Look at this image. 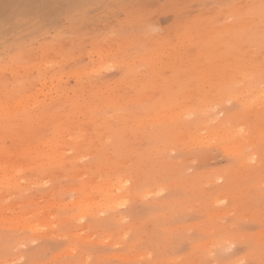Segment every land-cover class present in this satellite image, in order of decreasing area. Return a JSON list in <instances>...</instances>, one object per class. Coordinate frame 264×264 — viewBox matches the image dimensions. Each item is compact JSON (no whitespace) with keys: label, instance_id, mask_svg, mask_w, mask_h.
Returning <instances> with one entry per match:
<instances>
[{"label":"rangeland","instance_id":"374dc122","mask_svg":"<svg viewBox=\"0 0 264 264\" xmlns=\"http://www.w3.org/2000/svg\"><path fill=\"white\" fill-rule=\"evenodd\" d=\"M93 2L82 8L84 13L79 8L80 16L70 21L66 14L56 21L45 17L43 30L47 33H38L42 37L33 42L36 50L40 39L59 37L58 32H63L53 38L58 39L54 40L57 47L53 43L48 51L37 50L30 55L29 65L37 68L45 52L58 64L56 69H48L40 81L37 77L36 84L26 91L36 93L31 97L35 99L37 94L43 98L57 87L68 89L63 96L69 98L61 97L65 98V108L71 96L80 99V89L86 87L83 96L90 89L100 90L104 96L128 94L130 102L123 99L128 109L114 106L121 108L116 111L128 114L135 110L140 117L146 115V120L136 124L122 116L119 123L111 120L115 124L106 126L98 120L106 128L104 132L92 130V124H82L85 131L90 127L86 132L89 134L78 142L73 130L76 124L69 125L68 132V122L58 121L55 116L57 122L33 124L43 130L15 140L11 144L14 153L20 151L23 141V148L32 142H44L46 133L58 134L61 146L52 148L51 152L58 153L51 154L47 143L36 150L30 145L18 153L20 157L13 154L17 160L12 153L7 155L11 157H6L9 161L4 164L8 168L0 167L1 173L7 170L3 173L9 179L8 183L0 173V264H264V0ZM0 56L8 65L5 72L0 70V76L6 75L2 80L9 81L0 82V98L12 101L14 98L6 92L19 88L15 80L21 69L12 61V54ZM55 70L63 73L51 84ZM177 70L187 74L180 75ZM33 72L31 75L37 71ZM225 74L234 78L227 79L230 84ZM250 99L256 101L247 105ZM147 114L153 115V123ZM223 120L227 122L224 130L237 125L232 129H240L241 139H251V143H242L240 153L233 149L239 137L227 143L209 137L212 129L207 125L218 129ZM98 122L94 123L99 127ZM62 128L65 134L59 133ZM14 145L18 146L16 150ZM94 177L115 185L120 180L124 197L112 200L113 205L106 202L107 194L97 190L89 193V180Z\"/></svg>","mask_w":264,"mask_h":264},{"label":"bare ground","instance_id":"6f19581e","mask_svg":"<svg viewBox=\"0 0 264 264\" xmlns=\"http://www.w3.org/2000/svg\"><path fill=\"white\" fill-rule=\"evenodd\" d=\"M88 0H0V54H12V61L14 62V63H16V64H18L19 66H20V69H21V74H19L17 77H16V80H15V82H16V84L18 83V86H19V88L18 89H16V92H12V91H7L6 93H7V95H9L10 97H12V98H14L12 101H6V100H3V99H1L0 98V155H4L3 156V158H5V160H2V163L0 162V167H3V165L4 164H6V162L7 161H9L8 159L6 160V157H8V158H11V157H9V156H7V155H10L11 153H12V157L14 156V155H17L18 156V153L19 154H21V150H23V149H27L30 145H33V150H36L35 148H39V147H41L44 143H47L48 144V146L50 147V149H49V151L53 148V149H56L58 146H61L60 145V143H58V138H57V135H51V136H49L47 133L46 134H44V136H46L45 138H44V142H37L38 144H35L34 145V143H36V142H32V144L30 143H26L25 145H27V144H29L28 146H24V148H23V144L22 143H24V141L21 143V147L20 148H22V149H20L17 145H14L13 146V148H15V150L17 149V147H18V150H20V151H18V152H16V153H14L13 151H11V144L15 141V140H17V139H21V138H25V137H27L28 135H30L29 133L30 132H35L36 133V131H38V129H40L41 127L39 126L41 123H46V122H48V123H50L51 121L50 120H54L53 122H55L57 119H58V121H61V122H63V123H65V122H68L67 123V125H66V127L68 126V128H69V125H74V124H76V127L77 128H74V126H72V128H74L73 130H75L74 131V133H75V136H77V141L78 142H80V141H83V139L85 140V139H87V135L89 134V133H86L88 130H87V128L89 129L90 127H87L86 128V131H85V126L84 127H82L83 125H87V124H89V126L91 125L92 126V130L94 129L95 131L97 130H99V131H102L103 130V132L104 131H106V128H103V126H100V123H104L105 124V126L109 123L110 124V122H111V120H113L115 123H119L120 121H121V117L122 116H126V117H130L131 118V121H133L134 123H139L140 121H142V120H140V119H145L146 118V115H145V117H143L142 115H141V117L135 112V110H129V111H127L128 112V114H125L124 112L122 113V112H119V111H116L117 109H121V108H124V109H128L127 108V105H125V100L126 99H128V101H129V99L131 100V98H129L128 97V94H127V98L123 95V97H121V95H120V97H118V96H116V93L114 92V91H112V92H114L113 94L111 93V94H109V95H106V96H104V94H102L101 92H100V90H94V89H90V90H87L88 92H86V93H88V94H85L84 96H83V94H84V90L83 89H87V87L86 86H83V87H86V88H82V89H80L82 92H83V94H80L81 95V97H80V95H78L79 97H80V99L79 98H74V97H72L71 96V99L69 100L70 102H69V104H67L69 107V109L68 108H65V107H63V106H66V105H63V101H65V98L66 99H68L69 97L68 96H63V94L65 93H67L68 94V89H63V91H61V89L60 90H57L58 89V87L56 88V90H54V91H49L48 92V94L49 95H47V94H45L44 96H43V98H40V96L37 94V96L35 97V99H31V97H34L35 96V94H32V93H28L26 90H28L29 88H31V86H32V84L33 83H35L36 82V80H38L37 79V77L39 78V81L41 80V78L45 75V73H46V71L48 70V69H50V68H55V66L58 64V61H57V59L55 60L53 57V59L51 60V58H47V56L45 55L47 52H45L44 53V55L46 56H44V55H42L41 53H43L44 51H48L49 49H51V45H53V43H55V41L54 40H58V39H53V38H59L60 37V35L62 34V32H61V34H60V32H58L59 33V37H57V36H53V38L50 36L49 37V39L47 38H45V39H40V43H37V46H38V48H37V50L38 51H40V50H42L41 51V58L39 59V61H38V64H37V68H36V66L35 65H29V58H30V55H32V54H35L36 52H37V50L34 48L35 46H34V43L33 42H36L35 40H37L38 39V36L39 35H41L42 33L43 34H46L47 33V31L44 29L43 30V27H44V25H46L45 24V17L47 16V18H50L52 21L53 20H57L59 17H62L63 16V14L65 15L66 14V18H67V21H70V20H72L73 18H78L79 16H80V9H81V12L83 11L82 10V8H84L86 5H87V3H89V2H91V1H89V2H87ZM100 1V0H99ZM95 2H96V0H95ZM95 2H93V3H95ZM96 3H98V1L96 2ZM80 8V9H79ZM83 13H84V11H83ZM46 18V19H47ZM56 18V19H55ZM75 18V19H76ZM60 20H61V18H60ZM54 21V22H55ZM47 22V21H46ZM61 22V21H60ZM74 22V21H73ZM53 23V22H52ZM71 23V22H70ZM49 24V23H48ZM53 24H55V23H53ZM76 24H77V21H76ZM78 24H80V23H78ZM77 24V25H78ZM60 25H62V24H60ZM81 25V24H80ZM79 25V26H80ZM49 26H50V24H49ZM78 26V27H79ZM55 27V26H54ZM59 27V26H58ZM58 27H56V29L58 28ZM76 27V26H75ZM47 29V28H46ZM60 29H61V26H60V28L59 29H57L56 31H60ZM76 29H78V28H76ZM50 30V29H49ZM40 31H42V33L41 34H39L38 35V33H40ZM46 33H45V32ZM54 31H55V29H54ZM54 33V32H53ZM54 34H56V33H54ZM81 34H83V33H81ZM187 34V33H186ZM191 34V33H190ZM49 35V34H48ZM51 35V34H50ZM67 36H71V34L70 35H67ZM41 37H42V35H41ZM40 37V38H41ZM63 37H65V35L63 34ZM50 38H52V39H50ZM62 39V38H61ZM83 39V38H82ZM179 39H184V38H180L179 37ZM69 40H70V38H69ZM169 40V39H168ZM180 40V41H181ZM53 41V42H52ZM60 41V40H59ZM179 41V40H178ZM38 42V41H37ZM66 42V41H65ZM169 42V41H168ZM184 43H185V41H183ZM187 42H188V39H187ZM58 43V42H57ZM67 43V42H66ZM166 43H167V41H166ZM218 43V42H217ZM51 44V45H50ZM56 44V43H55ZM174 44H176V41H175V43ZM173 44V45H174ZM185 44H187V43H185ZM193 44H195V43H193ZM216 44V43H215ZM214 44V45H215ZM57 45L58 44H56V47H57ZM172 45V44H171ZM51 46V47H50ZM170 46V45H169ZM67 47H70V44L69 45H67L66 46V48ZM171 47H173L174 48V46H171ZM171 47H170V49H171ZM197 47H199V49H200V46H199V43H198V46ZM64 48V47H63ZM159 48V47H158ZM157 48V49H158ZM182 48V47H181ZM54 49V48H53ZM175 49V48H174ZM182 49H184V48H182ZM60 50V49H59ZM168 50V49H167ZM211 50H213L212 49V47H211ZM216 50V49H215ZM50 51H52V50H50ZM64 51V50H63ZM66 51V50H65ZM64 51V52H65ZM172 51V50H171ZM177 51V50H176ZM179 51V50H178ZM193 51V50H192ZM198 51V50H197ZM203 51V50H202ZM218 51V50H217ZM188 52V51H187ZM199 52V51H198ZM264 52V51H263ZM38 53V52H37ZM60 53V52H59ZM65 53H67V52H65ZM167 53H168V51H167ZM166 53V54H167ZM174 53V52H173ZM184 53H186V52H184ZM183 53V54H184ZM195 53V52H194ZM203 53H207L206 51L205 52H203ZM52 54V53H51ZM50 54V55H51ZM62 54H64V53H62ZM170 54H171V52H170ZM183 54H182V56H183ZM192 54V53H191ZM198 54V53H197ZM59 55H61V54H59ZM175 54H173V56H174ZM188 55V54H187ZM63 56V55H62ZM62 56H60V57H62ZM51 57V56H50ZM186 57V56H185ZM8 58H10V56H8ZM170 58H172V56L170 57ZM184 58V57H183ZM183 58H181L182 60H185V59H183ZM65 59V58H64ZM180 59V60H181ZM63 60V59H62ZM175 60V59H174ZM174 60H172V61H174ZM181 60V61H182ZM170 62V61H169ZM187 62V61H186ZM231 62V61H230ZM174 63V62H173ZM181 63H183V61L181 62ZM181 63L179 64V65H181ZM188 63V62H187ZM231 64H233V62L231 63ZM169 65H171V64H169ZM178 65V66H179ZM183 65V64H182ZM181 65V66H182ZM7 64H6V61H5V59L2 57V56H0V70L2 71V72H5V68H7ZM172 66V65H171ZM184 67V66H183ZM190 67V66H189ZM165 68H166V66H165ZM185 68V67H184ZM183 68V70H185ZM56 69V68H55ZM171 69V68H170ZM175 69V68H174ZM173 69V70H174ZM178 69H179V67H178ZM181 70H182V68H180ZM192 69H194V68H192ZM34 70H36L37 72H35L36 74H34V75H31V73L33 74L34 72ZM172 70V71H173ZM180 70V71H181ZM189 70V69H188ZM217 70V69H216ZM245 70V69H244ZM49 71V70H48ZM175 71V70H174ZM180 71H178L177 70V73L179 72L180 73V75H181V73H183V72H180ZM218 71V70H217ZM246 71V70H245ZM31 72V73H30ZM83 72L84 71H81V73H79V75H82L83 74ZM193 72V71H192ZM37 73H39V74H37ZM63 73V71L61 72H56V70H55V72H52V74H51V76H50V78L51 79H53V81L52 82H50L51 84H53L54 82H56L57 81V78L58 77H60L61 78V74ZM216 73V72H215ZM242 73H243V71H242ZM244 73H248V72H244ZM4 74V73H3ZM49 74V73H48ZM58 74H60V75H58ZM170 74V73H169ZM184 74V73H183ZM187 74V73H186ZM186 74H184V75H186ZM195 74V73H194ZM220 74H222V73H220ZM172 75H173V73H172ZM190 75V74H189ZM196 75V74H195ZM245 75V74H244ZM165 76H167V75H165ZM188 76V75H187ZM204 76V75H203ZM229 76V75H228ZM226 74H225V79H226V81L228 82V77ZM247 76V75H246ZM2 77H6V75L5 76H3V75H1L0 76V82L2 81L3 82V80H2ZM78 77H81V76H78ZM171 77V76H170ZM60 78H58V80H60ZM219 78V77H218ZM36 79V80H35ZM165 79H166V77H165ZM173 79V78H172ZM222 79V78H221ZM220 79V80H221ZM229 79H234V78H229ZM9 80V79H8ZM35 80V81H34ZM34 81V82H33ZM38 81V82H39ZM219 81V80H218ZM234 81V80H233ZM9 81H7V83H8ZM14 82V83H15ZM211 82H213L212 80H211ZM6 83V81H4L3 82V84H5ZM6 83V84H7ZM60 83H61V81H60ZM59 83V84H60ZM90 83V82H89ZM88 83V84H89ZM219 83V82H218ZM217 82H216V86H218L219 84H218ZM229 83V82H228ZM36 84V83H35ZM40 84V83H39ZM91 84V83H90ZM89 84V85H90ZM175 84V83H174ZM173 84V85H174ZM230 84V83H229ZM262 84V83H261ZM163 85V84H162ZM233 85V84H232ZM260 85V84H259ZM175 86V85H174ZM255 86V85H254ZM82 87V86H81ZM90 86H88V88H89ZM220 87V86H219ZM233 88V87H232ZM249 88V87H248ZM138 89V88H137ZM173 89V88H172ZM259 89V87L257 88V90ZM263 89V88H262ZM139 90V89H138ZM212 90H214V88L212 89ZM255 90V89H254ZM26 91V92H25ZM261 91V90H260ZM31 92H33L32 90H31ZM59 92H61L60 94H59ZM81 92V93H82ZM127 92H129V91H127ZM134 92V91H133ZM137 92V91H136ZM218 92V91H217ZM251 92V91H250ZM53 93H56L55 95L53 94ZM192 93V92H191ZM237 93V92H236ZM261 93V92H260ZM124 94H125V90H124ZM133 94V93H132ZM239 94V93H238ZM242 94V93H241ZM252 94H254V93H252ZM251 94V95H252ZM259 94V93H258ZM262 94H264L263 92H262ZM19 95V96H18ZM138 95H140V94H137L135 97H137L136 99H138ZM192 95V94H191ZM231 95V94H230ZM255 95H256V93H255ZM49 96V97H48ZM65 97V98H62V100H61V97ZM77 96V97H78ZM142 96V95H141ZM195 96V95H194ZM234 96V95H233ZM237 96V95H236ZM261 96V95H260ZM259 96V97H260ZM15 97H18V98H15ZM132 97V96H131ZM188 97V96H187ZM190 97V96H189ZM232 97V96H231ZM259 97H255V99H257V98H259ZM118 98H120V99H125V100H123L122 102H119V101H121V100H119ZM183 98V97H182ZM221 98V97H220ZM219 98V99H220ZM234 98H235V96H234ZM237 98V97H236ZM263 98V97H262ZM133 99V98H132ZM193 99V98H192ZM206 99V98H205ZM204 99V100H205ZM213 99V98H212ZM223 99V98H222ZM225 99H226V97H225ZM243 99H245V98H243ZM249 99V98H248ZM146 100V99H145ZM179 100V99H178ZM264 100V99H263ZM68 101V100H67ZM127 101V100H126ZM127 101V102H128ZM164 101V100H163ZM212 101V100H211ZM224 101V100H223ZM244 101V100H243ZM246 101V100H245ZM256 100H251L250 99V101H248L247 102V105H251V104H253L254 102H255ZM130 102V101H129ZM137 102H139L138 100H137ZM161 102V101H160ZM213 102V101H212ZM217 102V101H216ZM222 102V101H221ZM220 102V103H221ZM65 103V102H64ZM158 103V102H157ZM163 103V102H162ZM162 103H160L161 105H162ZM208 103H211V102H208ZM261 103V102H260ZM264 103V102H263ZM159 104V105H160ZM187 104H189V103H187ZM191 104V103H190ZM216 104V103H215ZM259 104V103H258ZM257 104V105H258ZM204 105H206V103L204 104ZM210 105H212V104H210ZM210 105H207V106H210ZM246 105V107H248ZM114 106H120L119 108H116V107H114ZM174 106V105H173ZM200 106H202V104L200 105ZM199 105H197L196 106V108H200L199 110H201V107H200ZM213 106V105H212ZM211 106V109H213V107ZM221 106V105H220ZM254 106V105H253ZM256 106V105H255ZM64 109H63V108ZM155 107V106H154ZM166 107V106H165ZM179 107V106H178ZM181 107V106H180ZM202 107H204V106H202ZM111 108H114V109H112V110H110ZM161 108V107H160ZM193 108H195V107H193ZM195 108V109H196ZM206 109H208L207 107H205ZM215 108V107H214ZM244 108V107H243ZM52 109H53V111H52ZM66 109H68V111L66 110ZM133 109V108H132ZM179 109V108H178ZM205 109V110H206ZM156 110V109H155ZM166 110V109H165ZM171 110H173V109H171ZM176 110V109H175ZM182 110V109H181ZM189 110H191V109H189ZM194 109H192V111H193ZM197 110V109H196ZM220 110V109H219ZM177 111V110H176ZM192 111H191V114H192ZM195 111V110H194ZM249 111V110H248ZM138 112V111H137ZM146 112H148L147 110H146ZM145 112V113H146ZM155 112V111H154ZM174 112V111H173ZM180 112V111H179ZM188 112H190V111H188ZM197 112V111H196ZM202 112H203V110H202ZM212 113H214L213 111H211ZM241 112V111H240ZM260 112H262V111H260ZM101 113H103V114H101ZM153 114V113H152ZM157 114H158V112H157ZM161 114V113H160ZM175 114V113H174ZM177 114V113H176ZM185 114H187V113H185ZM259 114V113H258ZM263 114H264V112H263ZM148 115V114H147ZM205 115V114H204ZM260 115V114H259ZM55 116H57V119L56 118H54L53 119V117H55ZM149 116V122L152 120V117H153V115L152 116H150V115H148ZM166 115H164V117H165ZM216 116H217V114H216ZM229 116V115H228ZM261 116H262V114H261ZM260 116V117H261ZM155 117V116H154ZM237 117H238V114H237ZM264 117V116H263ZM83 118V119H82ZM157 118V117H156ZM155 118V119H156ZM161 118V117H160ZM208 118V117H207ZM227 118V117H226ZM225 118V119H226ZM232 118H233V116H232ZM162 119V118H161ZM160 119V120H161ZM169 119H170V116H169ZM168 119V120H169ZM173 119V118H172ZM174 119H175V117H174ZM179 119H181V118H179ZM240 119H243V118H240ZM263 119V118H262ZM98 120H100V121H102V122H98ZM146 120V119H145ZM144 120V121H145ZM147 120V121H148ZM154 120V119H153ZM157 120V119H156ZM187 120V119H186ZM186 120H184V123L186 122ZM194 120V119H193ZM193 120H191V121H193ZM44 121H46V122H44ZM50 121V122H49ZM112 121V122H113ZM164 121V120H163ZM167 121V120H166ZM171 121V120H170ZM180 121V120H179ZM178 121V122H179ZM188 121H189V119H188ZM190 121V122H191ZM215 121V120H214ZM249 121V120H248ZM261 121V120H260ZM37 122V123H36ZM57 122V121H56ZM94 122H98L99 123V127H98V125L96 126V124L94 123ZM111 122V123H112ZM143 122V121H142ZM175 122V121H174ZM205 122V121H204ZM207 122V121H206ZM222 122V123H221ZM220 122V124H218V126L219 127H217L218 129H215V127L216 126H214V128L211 126H208L207 125V127L208 128H211L212 130L211 131H209L210 132V136L209 137H211V136H213L215 139H218V141L219 140H223V141H225V143H227L228 141H230L231 139H233L234 137H239L240 139H238V142L236 143V145H234V147H233V149H234V151H236L237 153H240L241 152V150H243L242 149V143H244V141L246 142V143H251V139H248V140H242L241 138L243 137L242 135V133H240V129L239 130H237V131H234L232 128L234 127V126H232V128L231 127H229L228 128V130H224V125H226L227 124V122L225 121V120H223V121H221ZM225 122H226V124H225ZM115 123H112V124H115ZM133 123V124H134ZM144 123V122H143ZM148 123V122H147ZM151 123H153L152 121H151ZM173 123V122H172ZM180 123H181V121H180ZM183 123V122H182ZM186 123H188V122H186ZM193 123V122H192ZM194 123H196V121L194 122ZM210 123H211V125H212V123H213V119H212V122L210 121ZM33 124L35 125V124H39V125H37V127L39 126V128H34V126H33ZM53 124H55V123H53ZM83 124V125H82ZM95 124V125H94ZM145 124H146V121H145ZM191 123H189L188 124V126L190 125ZM203 124V123H202ZM205 124V123H204ZM209 124V123H208ZM214 124V123H213ZM242 124V123H241ZM240 124V125H241ZM59 125H60V122H59ZM64 125V124H63ZM153 125V124H152ZM183 125V124H182ZM192 125V124H191ZM198 125V124H197ZM210 125V124H209ZM239 125V126H240ZM36 126V125H35ZM56 126H57V123H56ZM104 126V127H105ZM181 125H179V127H180ZM186 127L187 129H188V131H189V129H190V127ZM194 126H196V125H194ZM237 126V125H236ZM236 126L234 127V128H236ZM249 126V125H248ZM61 127H63V126H61ZM111 127V126H110ZM132 127H136V126H132ZM181 127H183V126H181ZM185 127V126H184ZM226 127V126H225ZM238 127V126H237ZM47 128H48V126H47ZM109 128V127H108ZM178 128V127H177ZM191 128L193 129V128H195V127H192L191 126ZM42 129V128H41ZM59 129H61V128H59ZM66 129V132L68 131L67 130V128H65ZM118 129V128H117ZM183 128H181V130H182ZM187 129H183L184 131L186 130L187 131ZM196 129H198V127L196 128ZM195 129V130H196ZM201 129V127L198 129V130H200ZM238 129V128H237ZM264 129V128H263ZM36 130V131H35ZM43 130V129H42ZM70 128H69V131L68 132H70ZM72 130V131H73ZM111 130H112V128H111ZM182 130V131H183ZM194 130V129H193ZM191 131L192 133H194V131ZM210 130V129H209ZM13 131V133H11ZM64 130H63V128H62V130H59V133L61 132H63ZM90 131V130H89ZM98 131V132H99ZM119 131V130H118ZM185 131V132H186ZM187 131V132H188ZM230 131V132H229ZM263 131V130H262ZM261 131V132H262ZM111 132V131H110ZM177 132V131H176ZM197 131H195V133H196ZM220 132H222L221 134H220ZM38 133V132H37ZM93 133V132H92ZM189 133V132H188ZM254 132H252V134H253ZM13 134V135H12ZM63 134H65L64 132H63ZM68 134V133H67ZM73 134V133H72ZM72 134H68L69 136L70 135H72ZM91 134V133H90ZM187 134V133H186ZM262 134H264V131H263V133ZM261 134V135H262ZM33 135V134H32ZM106 135V134H105ZM170 135V134H169ZM182 135V134H181ZM180 135V136H181ZM195 135V134H194ZM35 136H38V135H35ZM42 136V135H41ZM60 136V135H59ZM66 136V135H65ZM186 136V135H185ZM188 136H189V134H188ZM92 137V136H91ZM94 137H97V135H95ZM100 137H103V135L102 136H100ZM167 137V136H166ZM201 137V136H200ZM217 137V138H216ZM29 138H31V137H29ZM33 138V137H32ZM104 138H105V136H104ZM180 138V137H179ZM184 138H186V137H184ZM202 138V137H201ZM207 138H208V136H207ZM206 138V139H207ZM214 138H213V141H214ZM69 139V138H68ZM71 139H73L72 137H71ZM75 139V138H74ZM100 139H102V138H100ZM188 139V138H187ZM186 139V140H187ZM209 139V138H208ZM60 140H62L61 138H60ZM176 140V139H175ZM196 140V139H195ZM235 140V139H234ZM63 141V140H62ZM94 141V140H93ZM210 141H212V139H210ZM237 141V140H236ZM16 142V141H15ZM17 142H18V140H17ZM60 142V141H59ZM69 142H71V141H69ZM96 142H98V141H96ZM199 142V141H198ZM209 144H210V142H208ZM223 143V142H222ZM240 143V144H239ZM15 144H17V143H15ZM65 144H66V142H65ZM70 144V143H69ZM69 144H66V145H69ZM205 144V143H204ZM233 144V143H232ZM19 145V144H18ZM197 145V144H196ZM203 145V144H202ZM214 145V144H213ZM222 145V144H221ZM250 145V144H249ZM15 146H17V147H15ZM47 146V147H48ZM26 147V148H25ZM43 147H44V145H43ZM46 147V148H47ZM31 148V147H30ZM45 148V147H44ZM60 148H62V147H60ZM66 148V147H65ZM65 148H63V149H65ZM184 148V147H183ZM40 149H43V148H40ZM48 149V148H47ZM58 151L60 150V149H57ZM69 150V149H68ZM68 150H66V151H68ZM30 151V150H29ZM54 151H56V150H54ZM53 150H52V152H54ZM66 151H64L63 150V152H66ZM33 153L35 152V151H32ZM31 151H30V153H32ZM38 152V151H37ZM37 152H35V153H37ZM43 152H44V149H43ZM51 152V151H50ZM52 152H51V154H52ZM48 154H49V152H47ZM55 154H57L56 152H54ZM14 154V155H13ZM23 154H24V152H23ZM62 155H64V154H62ZM231 155V154H230ZM235 155H238V154H235ZM11 156V155H10ZM17 156H15V157H13L15 160H17ZM53 156V155H52ZM18 157H20V155L18 156ZM22 157V156H21ZM36 157V156H35ZM56 157V156H55ZM54 156H53V158H55ZM101 157V156H100ZM239 157V156H238ZM2 158V159H3ZM22 158H24V157H22ZM46 158V157H45ZM62 158V157H61ZM61 158H59L58 160H60L61 161V164H63V162H62V160H61ZM65 158V157H64ZM57 159V158H56ZM63 159V158H62ZM13 159H11V161H12ZM19 160V159H18ZM26 161H27V159H25ZM31 160V159H30ZM40 160H41V158H40ZM40 160H38L39 162H40ZM50 160V159H49ZM1 161V160H0ZM6 161V162H5ZM21 161H24V160H21ZM25 161V162H26ZM34 161V160H33ZM41 161H43V160H41ZM44 161H48L47 159H45ZM51 161V160H50ZM52 161H53V159H52ZM55 161V160H54ZM5 162V163H4ZM18 162V161H17ZM36 162V161H35ZM58 162V161H57ZM21 163V162H20ZM38 163V162H37ZM48 163V162H47ZM53 163V162H52ZM14 164V163H13ZM15 164H16V162H15ZM36 164V163H35ZM53 164H55V163H53ZM59 164V163H58ZM17 165V164H16ZM15 165V166H16ZM20 165V164H19ZM22 165V164H21ZM46 165V164H45ZM4 167H7L8 168V165H4ZM14 167V166H13ZM42 166H40L39 168H41ZM19 169H21L22 167H18ZM104 168V167H103ZM11 169H13V168H11ZM18 169V170H19ZM35 169V168H34ZM44 169V168H43ZM16 170V169H15ZM12 171V170H11ZM14 171V170H13ZM3 172H7V170L6 171H3ZM1 173V171H0V173L1 174H3L4 175V178H6L5 177V174L4 173ZM94 172V171H93ZM9 173H10V171H9ZM8 173V174H9ZM14 173V172H13ZM21 173V172H20ZM44 173V172H43ZM82 173V175H83V171L81 172ZM0 174V175H1ZM11 174H12V172H11ZM10 174V175H11ZM16 174V173H15ZM15 174H13V175H15ZM26 174V173H25ZM46 174V173H45ZM85 174L86 175H88V173L87 172H85ZM84 174V175H85ZM2 175V176H3ZM10 175H6V176H10ZM12 175V176H13ZM34 175V174H33ZM37 175V174H36ZM92 175V174H91ZM12 176H10V179H11V177ZM38 176V175H37ZM14 177V176H13ZM13 177H12V179H13ZM16 177V176H15ZM25 177V176H24ZM92 177V176H91ZM4 178H3V181H4ZM17 178V177H16ZM42 178V177H41ZM41 178H39V179H41ZM87 178V177H86ZM95 179H93L92 180V178H91V180H89L90 182H89V186L91 187V190H92V192H89V193H93V191H94V193L96 192V190L98 191V192H100V193H103V194H107L109 197L106 199V202L108 201V204H109V201L110 202H112V200L113 201H115V199H120V198H122V197H124V195H122V186H123V184L121 183V181L119 180V184H117V185H115L114 184V182H111L110 180H108V181H104V180H102V179H99L98 177L96 178V177H94ZM8 178H6V180L5 181H9V179L7 180ZM19 179V178H18ZM34 179H36V178H34ZM43 179V178H42ZM109 179V178H108ZM44 180V179H43ZM46 180V179H45ZM2 181V180H1ZM0 181V182H1ZM18 181V180H17ZM36 181V180H35ZM7 182L5 183V184H7ZM11 182V181H10ZM13 182V181H12ZM85 182H86V180H85ZM88 182V181H87ZM9 183V182H8ZM14 183H15V181H14ZM16 184V183H15ZM0 185L2 186L3 184H2V182L0 183ZM18 185V184H17ZM75 186V185H74ZM78 186V185H77ZM22 187V186H21ZM75 188H77V187H75ZM79 188V187H78ZM80 189H82V187L80 188ZM87 189V188H86ZM89 193H88V195H89ZM49 194V193H48ZM3 196V195H2ZM48 196V195H47ZM84 196H86V195H84ZM90 196H92V195H90ZM49 197V196H48ZM47 197V198H48ZM86 199V198H85ZM85 199L84 200H82V201H85ZM81 200L79 201V202H81ZM91 200H92V198H91ZM94 200V199H93ZM92 200V201H93ZM101 200V199H100ZM105 200V199H104ZM96 201V200H95ZM97 202V204H99V202L100 201H96ZM116 202V201H115ZM120 201H118V203H119ZM124 202H125V200H124ZM11 203V202H10ZM85 203H87V202H85ZM103 203V202H102ZM49 204H51V203H49ZM49 204H47L48 206H49ZM58 204H59V202H58ZM81 204H84V203H82L81 202ZM93 204H96V203H93ZM107 204V205H108ZM112 204H113V202H112ZM15 205V204H14ZM88 205H92V204H89V202H88ZM114 205V204H113ZM100 206V205H99ZM116 206V205H115ZM8 207H10V206H7V208ZM14 207V206H13ZM83 207L85 208L86 206H84L83 205ZM110 207V206H109ZM114 207V206H113ZM6 208V211L4 210V215H3V217H5V212H7L8 211V209ZM88 209H89V207H87ZM2 209V208H1ZM0 209V210H1ZM86 209V208H85ZM12 211H14L13 209H11ZM11 211V212H12ZM17 211V210H16ZM19 211H20V209H19ZM19 211H17L18 213H19ZM38 211V210H37ZM11 212H10V214H11ZM23 212V211H22ZM26 212V211H25ZM83 212V211H82ZM27 213V212H26ZM84 213V212H83ZM3 214V213H2ZM15 214V213H14ZM13 214V215H14ZM45 214V213H44ZM12 215V216H13ZM19 215V214H18ZM8 216V215H7ZM10 216V215H9ZM15 216V215H14ZM47 216H48V214H47ZM6 218V217H5ZM8 218V217H7ZM29 219V218H28ZM65 219V218H64ZM2 221V220H1ZM32 221V220H31ZM43 222V221H42ZM39 223V222H38ZM15 226V225H14ZM33 226H35V225H32V227Z\"/></svg>","mask_w":264,"mask_h":264}]
</instances>
